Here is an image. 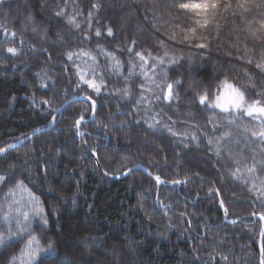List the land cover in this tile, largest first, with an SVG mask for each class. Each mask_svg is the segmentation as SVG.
Masks as SVG:
<instances>
[{
	"label": "trees",
	"instance_id": "obj_1",
	"mask_svg": "<svg viewBox=\"0 0 264 264\" xmlns=\"http://www.w3.org/2000/svg\"><path fill=\"white\" fill-rule=\"evenodd\" d=\"M179 2L189 0H4L0 6V147L35 130L43 132L0 159V174L15 176L10 183L0 184V233L7 236L9 227L16 232L17 219L23 227V213L28 212V231L40 246L47 248L52 242L57 258L67 257L72 264H260L263 226L250 217L264 213V196L251 190L253 183L264 187V141L252 135L260 131V121L200 106L195 92L210 85L216 93L226 76L242 90L249 89L250 75L256 88L246 91V98L259 99L256 93L264 91V73L246 60H259L264 40L243 30L244 18L229 16L217 21L219 32L212 24L202 30L208 48L172 45L166 32H179L175 26H193L197 19L194 12L173 7ZM61 8L65 16L55 17ZM259 11L254 9L246 17L257 28ZM71 15L80 29L67 24L66 17ZM107 27L113 28V37H107ZM5 28L16 32V37H5ZM96 28L102 31L100 38L94 35ZM161 39L169 43L170 54L183 57L168 73L169 80L185 83L171 107L152 99L150 92L145 94L149 99L136 105L139 84L151 87L142 73L153 76L152 61L141 68L134 54L121 49L131 47L135 40L141 47L134 51L148 49L155 55L163 51L158 44ZM8 47H16L18 54L7 53ZM68 52L77 53L72 61L67 60ZM109 52L121 62L119 71L115 60L106 54ZM77 71L97 83L103 78L99 94L87 89L96 101V114L91 119L90 101H77L50 127L49 106L40 102L49 99L50 107L56 109L71 98L84 97L85 91L75 87ZM37 72L47 73L44 79L49 88L40 87ZM154 78L159 81V75ZM125 87L130 89L128 96L118 91ZM80 113L85 116L82 136L73 128ZM152 116L161 123L150 129ZM92 149L109 176L120 177L129 168L143 166L166 181L188 178L189 182L156 185L141 169L112 179L98 170ZM253 157L258 162L256 173L245 172L239 180L230 175L236 167L244 172ZM19 180L39 197L47 225L31 213L27 192L15 187ZM212 188L223 190L227 218L242 219L240 222L226 223L219 196L210 191ZM180 212L187 215L182 217ZM28 238L19 233L0 246V264H7L13 254L17 255L15 264H27V256L19 252ZM48 255L41 253L36 264Z\"/></svg>",
	"mask_w": 264,
	"mask_h": 264
},
{
	"label": "snow or ice",
	"instance_id": "obj_2",
	"mask_svg": "<svg viewBox=\"0 0 264 264\" xmlns=\"http://www.w3.org/2000/svg\"><path fill=\"white\" fill-rule=\"evenodd\" d=\"M4 4V0H0V6ZM57 7H60L57 5ZM93 8L96 7L95 4L92 5ZM173 7H176L179 10H186L189 12H194L197 19H195L193 26H184L180 27L179 25L175 26L179 28V32H176L175 29H173L170 33L166 32L168 41L171 42L172 45H187L190 47L199 48L201 50L206 49L209 47V44L207 42V36L202 34L203 31H207L209 29V25L212 24L215 27V30L219 32L220 25L217 23L220 19H226L229 16L236 17V18H244L245 27L244 31L248 32L254 39L256 40H264V0H189V2H179L173 5ZM254 9H260L257 13V15L260 17L257 21H255L256 24H258V28L254 27V24L252 21H248L246 19L247 16L252 15ZM65 12L63 11V8H61L60 11L55 12V17H64ZM89 19L91 18V13L88 14ZM29 21H31V17H28ZM67 24L73 26L75 29H80L81 25L76 21V18L74 15L67 16L66 17ZM89 31H93L91 29V26L89 25ZM5 37L8 35H11L12 37H16V32L9 33L8 30L4 29ZM94 35L97 38H100L102 36V31L100 28H96L94 30ZM106 35L107 37H113L114 32L112 27H107L106 29ZM47 37V29H44V38ZM86 39L91 40L90 35L85 36ZM62 39V38H61ZM21 43H23V40H21ZM131 47L126 46L125 49H121V51H125L130 54H134L135 57L139 59L141 62L140 66L141 68H144V66L149 64V60L152 61V64L150 65V70L153 73L152 77H149L148 72L144 71L142 75L145 77L146 80L149 81L151 84V87L146 86L144 83H140L139 87L141 89V92L139 94V99L136 100L135 104L139 105L142 101L149 99L145 94L146 93H152V99H155L157 101H160L162 104H165L167 107H171L173 101L179 98L180 92L178 89L183 88V85L185 81L181 79H171L169 80L168 73L174 70V67L178 65L183 57L176 56L174 54H170V45L169 43H166L164 40H159V48L163 49L162 52L157 51V53L154 55L151 50L143 49L139 51H134L136 48H140L141 46L137 44L135 40H132ZM103 51V49H101ZM6 52L11 54L12 56H16L18 54V49L16 47H8L6 49ZM44 52H47V49H44ZM82 55H90L87 52L80 53ZM108 56H110L113 60H115L114 67L117 71L122 67L121 62L116 59V56L114 53H106ZM67 60L72 61L73 56L77 55V53L74 52H68L67 54ZM48 59H51V56L49 55ZM95 59V57H93ZM191 57H189V60ZM246 63L248 65L255 64V68L260 71V73H264V54H261L259 60L254 61L252 58H247ZM63 67L67 68V65H63ZM78 67V66H77ZM132 67H136L135 64L132 65ZM75 75L78 76V80L76 81L75 87L78 90L85 91L84 99L87 101H90V111L93 115L96 113V101L93 99L92 95L87 94V89L92 90V92H95L96 94H99L101 92V87L104 83L103 78H101L100 82L97 83L95 78H86V73L77 71ZM131 75V73H129ZM156 75H159V81H157L154 77ZM245 75H248L247 70H245ZM47 76V73L45 72L44 75H41L40 72L36 73V79L40 80V87L41 88H49V85L45 82L44 77ZM127 78V77H126ZM49 79H51L49 77ZM248 79L251 83V87L249 89L242 90L237 85L231 83L227 76L223 81L220 82L219 85H217V91L216 93H213L211 90V86L209 85L206 88H203L201 91L195 92V98L198 100L200 106H204L211 110H219L221 113L228 114L229 116H232L233 114L239 113L242 115H246L248 117H252L254 119H257L260 121V131L259 132H252L253 136H258L261 141H264V91L257 92L256 95L260 97L259 99H254L249 101L246 98V91L252 92L256 88V82L252 76H248ZM55 84V81H53V85ZM85 86L83 89L81 86ZM199 87V85L197 86ZM155 89V90H154ZM119 92H122L124 96H128L130 93V89L125 87L121 90H118ZM151 101L149 100V103ZM33 103L35 101L33 100ZM42 105H48L49 108L46 109L48 111L50 116V122L55 124L57 121V117L53 115V112H59L60 109H52L50 107L52 101L49 99H43L40 102ZM158 115V114H157ZM150 119L153 121V123L148 124V128H153L156 125L160 124V120L156 118V116L150 117ZM169 120H171V116L168 117ZM85 120V116L83 113H80L76 118L73 120V128L78 135H83V133L80 131L82 127V123ZM233 120H229V123H233ZM136 123H139L137 121ZM175 123V121H173ZM123 127V124L121 125ZM168 129V131L173 135L176 136L177 133L172 130L170 126L167 124L164 125ZM28 139V137H25ZM193 139H196V136L193 135ZM209 145L213 143L211 139H209ZM15 145L9 144L7 147H0V158H7L10 150L13 149ZM33 151H36L35 148H33ZM92 156L97 157L96 163L99 164V158L97 156V152L95 149L91 150ZM217 154L218 151H217ZM27 160V156L25 157ZM127 159V157H125ZM257 161L255 160V157H253V162L251 166H246L244 172H242L240 167H236L233 171H231L230 175L234 179H244L245 172L247 174H254L257 171ZM10 167L15 168L16 165H11ZM131 172V169L129 168L127 172H123L122 174L127 175ZM108 173L106 172L105 175ZM47 175V172L44 174ZM15 179V176H9L7 173L0 174V184H7L10 183L11 180ZM153 180L156 185H162L165 183H171L173 185H182L187 184L189 182L188 178H185L184 180L175 179L171 181H166L161 178L160 175H155L153 177ZM245 183H247V180H245ZM262 184H264V181H262ZM15 187L17 189H22L23 191L27 192L29 203L33 205V207L30 209L31 213L35 217H39L40 220L43 222V225L48 224V219L44 216V209L40 207L39 197L35 196L31 190L25 187L24 181L19 180ZM258 191L261 196H264V187L257 188L256 184L253 183L252 189ZM211 192H213L216 196L221 197L218 200L219 207L223 209L225 216L227 217L228 208L225 206V200L223 199V190L222 189H210ZM11 192V190H10ZM159 203V199H158ZM161 207H165L161 203ZM169 209L171 208V205H167ZM17 211H19L17 209ZM180 216H186V212H180ZM253 215H256V213H253ZM259 219L261 221H264V213L259 214ZM5 221H8L11 223L8 216L4 217ZM23 221L25 222L24 226L21 227V221L17 219L16 221V228L17 231L13 232L12 228H8V234L7 236L0 233V246H5L7 242L14 238L19 233H25L30 238L27 239V243L25 248H22L19 252L20 256H27V264H36L37 257L41 253H49L48 256L40 259L39 264H72V261L68 259L67 257L64 258H57L59 256L58 252H56L54 248V244L52 242H49L47 245V248H44L40 246L39 241L37 240V237L35 235H31V233L28 231V227L31 223L29 213L24 212L23 213ZM234 224L235 221H232ZM261 236H264V229L261 230ZM35 245V246H34ZM261 256L262 259L260 261V264H264V247L261 249ZM17 259V255L13 254L11 257L8 258L7 264H15ZM222 259L227 260V257H222Z\"/></svg>",
	"mask_w": 264,
	"mask_h": 264
},
{
	"label": "water",
	"instance_id": "obj_3",
	"mask_svg": "<svg viewBox=\"0 0 264 264\" xmlns=\"http://www.w3.org/2000/svg\"><path fill=\"white\" fill-rule=\"evenodd\" d=\"M77 101H85V99H84V97H74V98H71L70 100H68L67 102H65V103L59 108V109H60L59 112H55V116L58 117V115H59V114H60V113L66 108V107H68L71 103H74V102H77ZM86 101H87V100H86ZM95 114H96V113H95ZM94 116H95V115L92 114L91 119L94 118ZM52 126H53V123L50 124V127H52ZM41 132H43L42 129L35 130L34 132H32V134H31L30 136H28V139L23 138V139L18 140V141L14 142V143H11L12 145H15V147H14L13 149H11L10 152L13 151V150H15L16 148L20 147L21 145H23V144L26 143L27 141L31 140L34 136L40 134ZM6 147H7V146H6ZM93 158H94V161H96L97 157H94V156H93ZM0 159H1V158H0ZM95 164H96L98 170H100V171L105 175V172L102 170V168H101V166H100V163L97 164V163L95 162ZM130 169H131V172L134 171V170L141 169V170H143L148 176H150L151 178L154 177V176L149 172V170H148L147 168L143 167V166H134V167H132V168H130ZM131 172H130V173H131ZM130 173H129V174H130ZM129 174H127V175H122V176H120V177H112V176H109V175H106V176H109V177H111L112 179H122V178L127 177ZM170 186H173V184H170ZM219 199H220V197H219ZM221 210L223 211L222 208H221ZM223 212H224V211H223ZM250 217H251L252 219H255V220H259V221H261V220L259 219V215H258V214H256V215H251ZM225 221H226L227 224H230V225L233 224V223H232V220H228V218H227L226 216H225ZM233 221H235L234 224H236V223L240 222L241 219L233 220ZM261 222H262V224H263V229H264V221H261ZM263 240H264V236H261V237H260V240H259L260 253H261V249H262V247H263ZM261 259H262V256H261Z\"/></svg>",
	"mask_w": 264,
	"mask_h": 264
},
{
	"label": "rangeland",
	"instance_id": "obj_4",
	"mask_svg": "<svg viewBox=\"0 0 264 264\" xmlns=\"http://www.w3.org/2000/svg\"><path fill=\"white\" fill-rule=\"evenodd\" d=\"M31 26V24L29 23L28 25H27V27H30Z\"/></svg>",
	"mask_w": 264,
	"mask_h": 264
}]
</instances>
